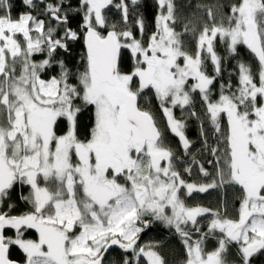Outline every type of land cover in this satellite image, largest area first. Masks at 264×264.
<instances>
[{
    "label": "snow or ice",
    "instance_id": "snow-or-ice-1",
    "mask_svg": "<svg viewBox=\"0 0 264 264\" xmlns=\"http://www.w3.org/2000/svg\"><path fill=\"white\" fill-rule=\"evenodd\" d=\"M141 2L79 0L72 11L81 22L74 29L66 0H21L31 11L16 18L12 0H0V264H17L9 256L13 247L23 252L24 264H106L114 246L125 254L123 264H168L159 244L139 242L155 223L180 237L182 264H253L264 255V0H234L228 12L219 2L197 4L207 19H189L182 31L175 0H156L147 40L145 21L136 15ZM41 5L47 21L33 14ZM112 9L120 13V27L109 23ZM81 41L78 67L58 58ZM217 41L234 57L245 46L258 71L238 61L237 85L221 83L213 99L212 86L224 71ZM208 61L215 75L208 74ZM149 93L185 154L191 141L175 110L201 119L193 94L199 96L214 136L210 145L202 123L215 174L195 157L193 163L211 177L208 183L188 182L177 169L164 130L141 103ZM85 112L91 113L87 128ZM184 172L192 175V167ZM224 186L238 192L234 218L226 206L185 202ZM22 187L28 194L18 198L28 210L16 214L11 197ZM209 215L203 231L198 218ZM30 230L37 239L26 238Z\"/></svg>",
    "mask_w": 264,
    "mask_h": 264
},
{
    "label": "trees",
    "instance_id": "trees-1",
    "mask_svg": "<svg viewBox=\"0 0 264 264\" xmlns=\"http://www.w3.org/2000/svg\"><path fill=\"white\" fill-rule=\"evenodd\" d=\"M47 2L50 3H56L57 0H47ZM219 2L220 4L225 5V8L223 9L224 12H228L229 9L227 8V5L231 2H234V0H175V3L177 5V12L180 17V21L176 25L177 31L183 30V24L189 19H194L198 24H202L204 20L207 19L206 13L204 9H197V4H206V5H213ZM12 3L14 5L12 10V15L14 18H16L18 13L24 12V11H31L26 8L21 3V0H12ZM79 4V0H66L65 8L68 11V15L70 17V24L71 27L76 29L78 25L81 22V15L74 14L72 9L76 8ZM42 5L38 7L36 10L33 11V14L38 16L41 19L48 20V17L42 14ZM137 16H142L145 21L146 31L144 35V39L147 40V37L152 33V31L155 30V20L158 15V8L156 4V0H142L141 5L138 7ZM108 19L109 23H116L118 27L121 26V20H120V13L116 9H112L108 12ZM51 25H55V21L50 22ZM137 36L139 37V34L137 33ZM189 44V50L194 51L195 50V44L190 39L188 40ZM71 55H68L67 53L60 52L59 57L60 59H64L65 62L70 67H78L79 66V56L84 51V46L82 41L76 42L72 46ZM217 53L223 57L222 65H223V75L217 79L215 84L212 86L215 95L213 96V99L218 98L219 95V85L221 83H227L228 81H231L233 87H235L238 83V61H242L246 64H249L252 67V70L254 73L258 71V62L255 60V58L252 56V54L249 52V50L245 46H239L238 52L239 55L237 57L230 56L229 53L226 50V47L223 43H220L219 41L216 42V49ZM42 56H36V60L43 59ZM207 72L208 74L215 75L213 71V66L210 61L207 62ZM55 69L50 74H55ZM196 98V104L194 110L200 115L201 119H197L196 117H192L188 115L187 111L184 113H181V110L177 108L175 110V115L177 118L182 119L186 121V135L188 139L191 141V148L189 149V154H185L183 150L172 140H169L168 142L171 143L167 144L170 148L172 147L173 151L176 154L177 160H176V167L181 172V175L186 181H189V175L184 172V169L186 167H192V175L191 178L195 179L198 184L201 183H208L211 179V177H204L200 174L198 167L196 164L193 163V157H195L196 161H199V163L203 164L205 169L209 171L211 174H215V164H209L210 160L214 161V158L209 153L208 149L204 146L202 142L201 137V124L203 123L205 130L207 131L208 135V143L212 145L214 143V136L212 134L211 128L208 126V122L204 119V108L199 100V96L196 94H193ZM142 105L153 112L155 115L160 127L165 131L166 126L164 128L161 126V123L159 120H162V111L159 108V102L155 99L154 95L149 93L147 97H145L141 101ZM91 123V113L85 112L81 115V124L83 128H87V126ZM167 142V139H166ZM181 144V143H180ZM182 146V145H181ZM20 192H23L24 195L28 194L27 187L17 188L13 191L11 202L16 205V209L14 210L16 214H19L20 212L27 211V206L19 200V194ZM197 205L203 206L205 208L213 209V210H223V208L226 206L228 209V214L230 217H235V209L239 206V199H238V192H236L231 186H224L222 188H216L213 190L212 194H209L208 196H201L199 195L197 197ZM211 216L206 217L207 219H210ZM207 225L202 228L203 231L207 230ZM175 232L173 230H170L166 228L165 226H162L158 223H155L150 228H148L146 231L141 233L140 235V244H151V243H157L159 244V252L161 255L165 257L168 264H182V261L185 258L183 245L181 243L180 237L177 234H174ZM8 235L12 236L14 235L13 231H9L7 233ZM172 237L170 239H167L168 236ZM26 238L29 239H37V234L34 232V230H30L28 233H26ZM216 246V241L214 239H210L207 242V248L209 250H212ZM9 256L12 260L17 261L20 264H24L25 256L23 252L16 247H13L10 249ZM231 259L235 260L237 259L235 256L231 257ZM253 264H264V255H258L253 258Z\"/></svg>",
    "mask_w": 264,
    "mask_h": 264
},
{
    "label": "flooded vegetation",
    "instance_id": "flooded-vegetation-1",
    "mask_svg": "<svg viewBox=\"0 0 264 264\" xmlns=\"http://www.w3.org/2000/svg\"><path fill=\"white\" fill-rule=\"evenodd\" d=\"M164 126H166V125H164ZM166 131V132H165ZM165 136H166V139H167V144H170L171 145V143H169L170 141L169 140H172V141H174L175 143H177V145L181 148V150H183V147L181 146V144H180V142H179V140H178V138L177 137H175L173 134H171L168 130H167V127H166V129H165ZM169 141V142H168ZM184 151V150H183ZM188 182H194V183H197L198 184V182L195 180V179H192L191 178V176H189V181ZM213 190L214 189H209V191L208 192H205V193H193L192 194V196H190V197H187V199H186V203L189 205V206H199V205H197V197L199 196V195H201V196H208L209 194H212V192H213ZM201 207H203V206H201ZM210 216V215H209ZM206 217H208V216H205V217H201L202 218V221H203V223H202V225L205 223V221H206V224H208V221L211 219H207L206 220ZM199 219V218H198ZM199 222H201V220H198ZM158 224H160V223H158ZM160 225H162V226H164L163 224H160ZM175 234V233H174ZM172 237V235L171 236H168L167 237V239H170ZM106 256H107V254H106Z\"/></svg>",
    "mask_w": 264,
    "mask_h": 264
},
{
    "label": "rangeland",
    "instance_id": "rangeland-1",
    "mask_svg": "<svg viewBox=\"0 0 264 264\" xmlns=\"http://www.w3.org/2000/svg\"><path fill=\"white\" fill-rule=\"evenodd\" d=\"M162 115H163V113H162ZM160 121V123H161V126L164 128V125H166V118L164 117V115H163V117H162V120H159ZM166 132V131H165ZM172 148V147H171ZM198 220H201V223H203V221H202V218L201 217H199V219ZM210 221V220H209ZM208 221V222H209ZM205 224H206V221H205V223L203 224L204 226H205ZM203 226V227H204ZM207 228V227H206ZM125 254L122 252V250H120L119 248H117V247H113V249H110L109 250V253L107 254V256H106V258H105V260H106V264H123V259H122V257L124 256Z\"/></svg>",
    "mask_w": 264,
    "mask_h": 264
},
{
    "label": "water",
    "instance_id": "water-1",
    "mask_svg": "<svg viewBox=\"0 0 264 264\" xmlns=\"http://www.w3.org/2000/svg\"><path fill=\"white\" fill-rule=\"evenodd\" d=\"M177 138H178V137H177ZM178 140H179V139H178ZM181 145H182V144H181ZM10 259H11V258H10ZM11 260H12V259H11ZM13 261H14V260H13ZM15 262H17V261H15ZM17 264H20V263L17 262Z\"/></svg>",
    "mask_w": 264,
    "mask_h": 264
}]
</instances>
